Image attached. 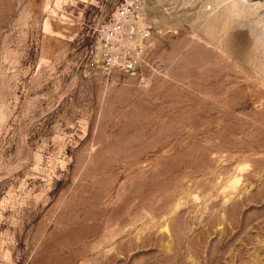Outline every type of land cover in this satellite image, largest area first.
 I'll use <instances>...</instances> for the list:
<instances>
[{
  "label": "rangeland",
  "instance_id": "1",
  "mask_svg": "<svg viewBox=\"0 0 264 264\" xmlns=\"http://www.w3.org/2000/svg\"><path fill=\"white\" fill-rule=\"evenodd\" d=\"M121 1L0 0V264H264V0H145L93 73Z\"/></svg>",
  "mask_w": 264,
  "mask_h": 264
},
{
  "label": "built area",
  "instance_id": "2",
  "mask_svg": "<svg viewBox=\"0 0 264 264\" xmlns=\"http://www.w3.org/2000/svg\"><path fill=\"white\" fill-rule=\"evenodd\" d=\"M145 0H122L92 28L86 67L93 73L132 72L144 60L150 27L143 21Z\"/></svg>",
  "mask_w": 264,
  "mask_h": 264
}]
</instances>
